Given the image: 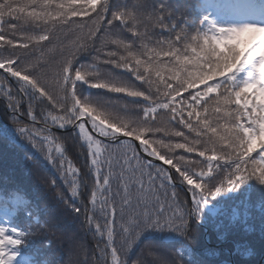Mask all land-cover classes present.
Segmentation results:
<instances>
[{
    "label": "snow or ice",
    "instance_id": "6c2138e0",
    "mask_svg": "<svg viewBox=\"0 0 264 264\" xmlns=\"http://www.w3.org/2000/svg\"><path fill=\"white\" fill-rule=\"evenodd\" d=\"M194 7L188 17L157 0H0V94L95 241L90 260L69 264H142L130 253L149 231L181 245L155 264H186L212 201L252 182L264 195V24L219 23L213 10L233 12L229 0ZM30 235L0 225V264H21Z\"/></svg>",
    "mask_w": 264,
    "mask_h": 264
},
{
    "label": "trees",
    "instance_id": "16d2710c",
    "mask_svg": "<svg viewBox=\"0 0 264 264\" xmlns=\"http://www.w3.org/2000/svg\"><path fill=\"white\" fill-rule=\"evenodd\" d=\"M188 17L198 16L194 7L203 0H157ZM234 11L213 16L221 24L240 26L250 21L237 20L241 11L261 9L260 0H229ZM242 39H247L242 38ZM81 62L87 63L86 58ZM124 75V74H120ZM14 84V81L10 80ZM84 95L117 99L113 94L82 86ZM6 98L0 94V225L6 223L24 228L31 233L27 237L29 247L23 250L21 264H69V261L90 260L94 255L95 241L83 230L84 216L66 208L56 197L62 191L71 201L70 191L59 174L47 164L43 155L24 140L12 121ZM58 135H72L70 128ZM67 157L84 168L80 148L72 140L62 141ZM187 155V154H186ZM52 181L56 182V189ZM252 190L242 188L238 194L218 197L212 201L211 210L205 209L201 221L193 224L194 240L184 249L186 264H264V195L260 185L252 182ZM182 198L188 199L181 192ZM45 225V227H42ZM49 225V227H47ZM207 240L205 239V236ZM168 240L166 234L146 232L134 245L130 259L142 264H155L160 257L173 259V252L181 248Z\"/></svg>",
    "mask_w": 264,
    "mask_h": 264
},
{
    "label": "rangeland",
    "instance_id": "374dc122",
    "mask_svg": "<svg viewBox=\"0 0 264 264\" xmlns=\"http://www.w3.org/2000/svg\"><path fill=\"white\" fill-rule=\"evenodd\" d=\"M242 17H243V20L252 19L255 24H264V16H258L257 14H255V15H252V18H251V16L250 15L248 16V13H247Z\"/></svg>",
    "mask_w": 264,
    "mask_h": 264
},
{
    "label": "water",
    "instance_id": "95a60500",
    "mask_svg": "<svg viewBox=\"0 0 264 264\" xmlns=\"http://www.w3.org/2000/svg\"><path fill=\"white\" fill-rule=\"evenodd\" d=\"M205 239L207 240V235H206Z\"/></svg>",
    "mask_w": 264,
    "mask_h": 264
}]
</instances>
